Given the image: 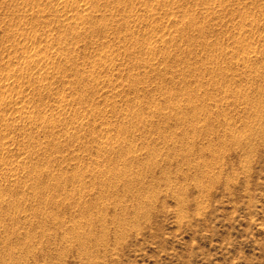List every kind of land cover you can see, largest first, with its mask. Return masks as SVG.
<instances>
[{
  "label": "rangeland",
  "instance_id": "obj_1",
  "mask_svg": "<svg viewBox=\"0 0 264 264\" xmlns=\"http://www.w3.org/2000/svg\"><path fill=\"white\" fill-rule=\"evenodd\" d=\"M0 264H264V0H0Z\"/></svg>",
  "mask_w": 264,
  "mask_h": 264
}]
</instances>
